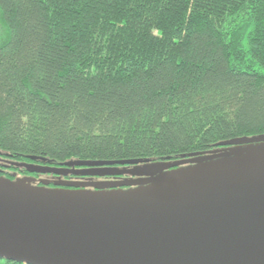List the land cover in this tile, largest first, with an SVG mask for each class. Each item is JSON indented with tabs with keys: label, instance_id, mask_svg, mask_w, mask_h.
Returning <instances> with one entry per match:
<instances>
[{
	"label": "trees",
	"instance_id": "trees-1",
	"mask_svg": "<svg viewBox=\"0 0 264 264\" xmlns=\"http://www.w3.org/2000/svg\"><path fill=\"white\" fill-rule=\"evenodd\" d=\"M261 134L264 0H0V176L125 171Z\"/></svg>",
	"mask_w": 264,
	"mask_h": 264
},
{
	"label": "water",
	"instance_id": "water-1",
	"mask_svg": "<svg viewBox=\"0 0 264 264\" xmlns=\"http://www.w3.org/2000/svg\"><path fill=\"white\" fill-rule=\"evenodd\" d=\"M129 170L16 163L0 176V258L22 264H264V134ZM128 174L121 181L68 174ZM39 182V183H38Z\"/></svg>",
	"mask_w": 264,
	"mask_h": 264
},
{
	"label": "flooded vegetation",
	"instance_id": "flooded-vegetation-1",
	"mask_svg": "<svg viewBox=\"0 0 264 264\" xmlns=\"http://www.w3.org/2000/svg\"><path fill=\"white\" fill-rule=\"evenodd\" d=\"M34 176V177H36L38 180H40V179H47V178H50V180H55V179H57V180H59V178H58V176H55V175H53V174H41V173H23V174H21V175H18V173H15L14 174V176ZM10 176H12V173H11V175Z\"/></svg>",
	"mask_w": 264,
	"mask_h": 264
},
{
	"label": "rangeland",
	"instance_id": "rangeland-1",
	"mask_svg": "<svg viewBox=\"0 0 264 264\" xmlns=\"http://www.w3.org/2000/svg\"><path fill=\"white\" fill-rule=\"evenodd\" d=\"M15 173H18L16 170H14L13 172H12V175H14ZM30 173V172H29Z\"/></svg>",
	"mask_w": 264,
	"mask_h": 264
},
{
	"label": "bare ground",
	"instance_id": "bare-ground-1",
	"mask_svg": "<svg viewBox=\"0 0 264 264\" xmlns=\"http://www.w3.org/2000/svg\"><path fill=\"white\" fill-rule=\"evenodd\" d=\"M56 181H58V180H56Z\"/></svg>",
	"mask_w": 264,
	"mask_h": 264
}]
</instances>
